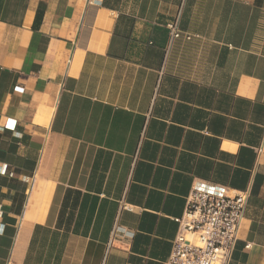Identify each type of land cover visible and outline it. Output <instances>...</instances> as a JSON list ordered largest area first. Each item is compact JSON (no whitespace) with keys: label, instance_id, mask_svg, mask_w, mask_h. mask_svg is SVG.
Wrapping results in <instances>:
<instances>
[{"label":"crops","instance_id":"0c3cea01","mask_svg":"<svg viewBox=\"0 0 264 264\" xmlns=\"http://www.w3.org/2000/svg\"><path fill=\"white\" fill-rule=\"evenodd\" d=\"M198 182L264 264V0H0V264H170Z\"/></svg>","mask_w":264,"mask_h":264},{"label":"built area","instance_id":"2783aa9c","mask_svg":"<svg viewBox=\"0 0 264 264\" xmlns=\"http://www.w3.org/2000/svg\"><path fill=\"white\" fill-rule=\"evenodd\" d=\"M172 36L176 22L167 24ZM248 191L229 193L225 187L198 182L186 197L178 231L168 257L170 264H229L246 207Z\"/></svg>","mask_w":264,"mask_h":264}]
</instances>
